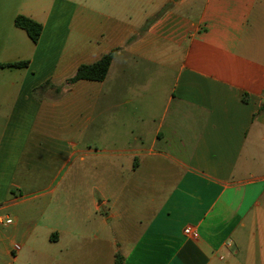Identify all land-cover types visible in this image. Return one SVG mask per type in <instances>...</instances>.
Returning a JSON list of instances; mask_svg holds the SVG:
<instances>
[{
    "label": "crops",
    "instance_id": "obj_1",
    "mask_svg": "<svg viewBox=\"0 0 264 264\" xmlns=\"http://www.w3.org/2000/svg\"><path fill=\"white\" fill-rule=\"evenodd\" d=\"M0 217V264H264V0H0Z\"/></svg>",
    "mask_w": 264,
    "mask_h": 264
},
{
    "label": "trees",
    "instance_id": "obj_2",
    "mask_svg": "<svg viewBox=\"0 0 264 264\" xmlns=\"http://www.w3.org/2000/svg\"><path fill=\"white\" fill-rule=\"evenodd\" d=\"M15 24L17 27L26 31L28 36L33 42H37L42 31V25L31 18L25 17L23 15L17 16L15 19ZM115 51H112L98 61L92 64H83L79 66L75 75L69 80L70 82H76L79 80H90V81H102L106 78L108 74L109 67L111 65L113 55ZM28 64L27 61L14 62L2 65L4 67H26ZM47 85V84H46ZM44 85V87L46 86ZM116 264H122L120 256H116Z\"/></svg>",
    "mask_w": 264,
    "mask_h": 264
},
{
    "label": "rangeland",
    "instance_id": "obj_3",
    "mask_svg": "<svg viewBox=\"0 0 264 264\" xmlns=\"http://www.w3.org/2000/svg\"><path fill=\"white\" fill-rule=\"evenodd\" d=\"M52 92H54V91L52 90ZM55 112L60 113L62 118H61V122H59V119H60L59 116L55 115V119L57 122L53 123L54 128L52 130L59 131V132H70L71 128L73 130L74 122L71 120L74 119V116H75L74 112H72L73 113L72 117H70V111L69 110L65 111L64 112L65 114L62 112V110H56ZM85 118L86 117L84 116L83 121L85 120ZM58 122L61 124L59 125ZM84 123H85V121H84ZM61 126L62 127L64 126L65 129H63ZM35 174L37 175V173H35Z\"/></svg>",
    "mask_w": 264,
    "mask_h": 264
},
{
    "label": "built area",
    "instance_id": "obj_4",
    "mask_svg": "<svg viewBox=\"0 0 264 264\" xmlns=\"http://www.w3.org/2000/svg\"><path fill=\"white\" fill-rule=\"evenodd\" d=\"M13 223V220L9 217H4V218H1L0 217V225H8V224H12ZM184 233L190 237V238H193V239H196L198 237V231L194 228V227H191V226H188L184 229ZM20 245L16 244L14 246V250H20Z\"/></svg>",
    "mask_w": 264,
    "mask_h": 264
}]
</instances>
